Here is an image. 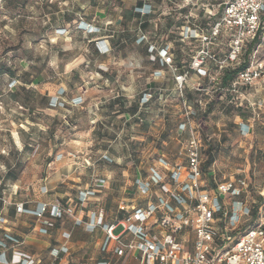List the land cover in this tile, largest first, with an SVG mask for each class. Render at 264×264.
I'll list each match as a JSON object with an SVG mask.
<instances>
[{
    "label": "rangeland",
    "instance_id": "374dc122",
    "mask_svg": "<svg viewBox=\"0 0 264 264\" xmlns=\"http://www.w3.org/2000/svg\"><path fill=\"white\" fill-rule=\"evenodd\" d=\"M224 1L0 0L1 192L17 184L18 199L30 200L46 185L53 189L55 198L63 195L66 199L92 176L107 174L112 178L111 186L101 195L100 206L110 216L115 215L118 202L127 197L132 188L130 181L137 168L141 167L146 173L159 151L168 155L177 152L179 143L175 138L182 113L180 106L171 102L165 108V118L139 123L135 119L127 120L124 115L127 110L119 89H93L88 93L84 108H81L83 103L69 111L49 113L43 110L44 96L39 90L48 82H55L57 75L48 71L44 74L48 78L35 85L36 88L26 90L25 85L41 76L58 52L73 49V42L79 40L76 30H80L81 18L96 19V23L102 25L97 27L104 34L124 32L134 36L139 22L124 19L121 26L115 28L104 24V19L107 16L117 19L146 2L156 11V22L151 23L153 27L150 24V30L156 28L154 23H157L156 29L172 39L186 17L198 23H212L220 16ZM258 44L250 46L245 56L248 58V54L256 50L257 59L264 61V40ZM11 77H17L21 83L16 92L8 87ZM242 92L246 99L242 106L217 100L206 113L196 117L202 124L206 145L203 151L205 172L213 171L218 181L234 179L247 183L235 200L242 202L250 212L242 218L236 235L260 224L264 226V152L258 147L264 141V78L243 88ZM129 95L130 99H138L136 91ZM91 101L99 105L89 106ZM248 101L254 105L250 106ZM127 105H131L128 109L137 110L136 103ZM162 108L155 107V113ZM241 118L250 119L254 124L251 138L239 136ZM126 143L129 146H125ZM70 152H79L81 159L90 158L94 166L87 171L75 169L73 161H80L68 158ZM105 154L113 157V163L103 159ZM58 155H62V159L58 160ZM78 177L81 184L72 180ZM205 182L209 190L214 187L211 179ZM6 195L3 193L2 197ZM231 202L227 198V203ZM120 230L119 227L116 233Z\"/></svg>",
    "mask_w": 264,
    "mask_h": 264
},
{
    "label": "built area",
    "instance_id": "2783aa9c",
    "mask_svg": "<svg viewBox=\"0 0 264 264\" xmlns=\"http://www.w3.org/2000/svg\"><path fill=\"white\" fill-rule=\"evenodd\" d=\"M136 11L142 16L155 13L151 4L139 6ZM79 29L88 34L100 32L97 26L83 22L79 23ZM263 40L264 0H226L220 16L212 23H198L186 17L172 39L166 36L158 40L156 35L139 28L136 43L147 46L148 62L154 69L137 99L136 112L129 114L127 120L143 123L160 120L161 116L165 118V108L171 102L179 105L182 112L176 126L177 152L171 157L159 151L147 175L134 180L139 194L152 200L145 206L132 208L121 202L118 212L123 217L110 223L105 221L102 208L92 211L86 221L76 217V206L63 205L60 201L39 202L35 209L26 207L24 202L16 203L17 212L41 220L39 232L44 234L54 227L55 219L65 216L73 217L75 225L84 226L90 232L102 228L106 233L103 251H111L118 258L133 254L136 264H264V226L260 224L236 235L242 218L250 212L235 200L247 186L246 181L214 179L215 188L205 187L203 151L206 145L202 124L196 119L217 100L243 105L246 99L242 89L264 78V61L257 59L256 50L248 58L245 54L250 46ZM96 45L102 54L111 50L102 39ZM227 75L231 76L228 80ZM17 84L13 79L9 88ZM66 93V89H59L50 97L49 106L65 109L84 103L80 97L67 100ZM248 104L254 105L249 101ZM157 106L163 108L155 113ZM239 126L241 135L250 133L251 127L246 122ZM62 157L58 155L57 159ZM67 157L79 160L82 167L94 166L90 158L81 159L77 152H70ZM103 159L114 161L107 154ZM106 182L105 177L92 176L88 188L78 194L79 205L95 197ZM41 189L43 194L49 192L46 185ZM227 198L232 202L227 203ZM48 211L49 219H44ZM0 222L5 219L1 217ZM119 227L121 231L116 233ZM70 236L64 233L66 239ZM4 238L15 245L21 244L8 233ZM0 246L3 248L1 264H36L31 255L22 251L14 250L7 257L9 245L5 240L0 241ZM68 251L66 245L52 249V264H61V254ZM118 262L105 259L92 264Z\"/></svg>",
    "mask_w": 264,
    "mask_h": 264
},
{
    "label": "crops",
    "instance_id": "0c3cea01",
    "mask_svg": "<svg viewBox=\"0 0 264 264\" xmlns=\"http://www.w3.org/2000/svg\"><path fill=\"white\" fill-rule=\"evenodd\" d=\"M144 4L149 3H139L117 19L108 16L104 19L106 22L104 24L113 25L112 27L115 28H119L124 22V19L139 22L135 27L136 34L134 36H128L124 32L117 34H104L102 32L88 34L83 30H76L79 40L73 42V49H65L64 51L62 50L61 53L58 52L59 55L56 56L55 60L49 62L48 68L41 73V76L25 85L26 90L36 88L35 85L37 86L39 82L48 78L44 75L47 74L46 72L48 71L57 75L58 78L55 82H48L43 89L39 90L40 94L44 96L43 110L45 112L59 113L61 111H69L70 108H78L71 105L65 109L49 106L50 97L55 95L61 88L66 89L67 100L80 97L84 101V106L81 108L86 106L88 93L93 89H104L106 91H109V89L111 91L119 89L123 98L121 99L122 102L127 100L130 104H132V102L137 104V100L130 99L131 96L129 94L136 91L139 97L140 92L149 83L147 78L151 70L154 69V65L148 62L147 46L144 44L138 45L136 43L137 31L139 28H142L144 31L156 35L158 40L164 38L163 34L156 29L159 24L154 23L156 28L150 30L153 27L151 23L156 22L154 16L155 13L142 16L136 11L137 7L143 6ZM80 20L84 25L90 24L93 26H102L96 23V19L81 18ZM100 39L104 40L105 44L111 49L106 54H102L98 50L96 41ZM54 63L55 65H53ZM11 79L18 81V84L12 88V92H16L21 83L17 77H11ZM111 98L114 99V95ZM97 105H99L98 102L92 101L89 104V106ZM135 109L132 111H135ZM133 113L125 111L124 115L128 116ZM242 122H246L251 127L250 133L244 137L247 139L251 138L254 134V124L250 119L246 118H241L238 121V124ZM238 134L239 136L241 134L239 128ZM125 146L129 145L126 143ZM258 147L264 152V141L258 145ZM80 153L85 154L86 152L82 151ZM170 156L172 157L173 155ZM72 165H75V169L77 170L87 171L91 169V167L88 166L82 167L77 161H73ZM150 165L148 166V170ZM212 167H214V164ZM140 169L142 168L138 167L137 172L132 176L130 181V186L132 188L127 192L128 196L122 198L118 202L116 213L113 216H110L105 208L100 206L102 199L101 195L111 186L112 178L107 174L100 175L107 180L105 187L101 188L97 192V195L90 198L88 202L83 204V206L79 205L77 201L78 194L81 190L88 188L92 181V177L89 179V182L77 186L76 193L66 199L65 197L63 198V195H60L59 198H55L52 188H49L48 193L43 194L41 192V187L38 191L39 195H35V197L30 200L18 199L19 191L17 184H15L14 187L10 185V187L6 189L7 191L4 190L1 192L0 190V218L3 217L5 219V222H0V241L6 240L4 238V234L6 233L21 241L20 245L8 242L9 250H7L6 253L7 257H10L14 250L22 251L31 255L35 259L36 264H52V249L66 245L69 247V251L66 254H61V264H92L105 259H112L114 261L118 260V264H136L137 261L133 254L128 255L125 258H118L114 256L111 251H103L102 246L106 240V233L102 228H97L94 232H90L87 231L84 226L75 225L73 217L65 216L62 219L54 220L55 225L49 229L47 234L40 233L39 229L42 226V221L33 215L18 213L15 205L16 203L24 202L26 207L34 209L39 202L53 203L55 201H60L67 206H76V217L84 218L86 221H88L92 211L102 208L105 211V221L110 223L119 219L120 216H123V213L118 212V206L121 202H125L129 208H132L133 206H145L150 200H152L151 197L140 195L134 185L136 177L146 176L148 173V171L143 173ZM206 175L213 177L218 181L213 171H209ZM72 180H74L75 183H82L79 177L77 179L73 178ZM3 193L5 195L8 194L6 195L7 198L2 197ZM44 219H49V216L46 215ZM65 232L70 233V238L66 239L64 237ZM2 251L3 250L0 246V253H2Z\"/></svg>",
    "mask_w": 264,
    "mask_h": 264
},
{
    "label": "trees",
    "instance_id": "16d2710c",
    "mask_svg": "<svg viewBox=\"0 0 264 264\" xmlns=\"http://www.w3.org/2000/svg\"><path fill=\"white\" fill-rule=\"evenodd\" d=\"M166 35H167V33H165V34H163V36L164 37H166ZM230 75H227V80L228 79H230ZM49 101H50V99H49ZM125 101H127V100H125ZM128 103L127 102H124V107H125V109L127 110V112H130L131 113V109H128V108H130V107H128V106H131V105H127ZM237 107H239V106H237ZM132 112H136V110L135 111H132ZM148 116V115H147ZM146 117V116H145ZM203 170H204V179L206 180L207 178H209V179H211V183H212V185L214 186L213 188H215L216 187V184H215V180H214V178L213 177H208L207 175H206V172H205V166H204V164H203ZM206 188H207V186H206ZM241 196V195H240ZM239 196V197H240ZM238 198V197H237ZM236 198V199H237ZM239 201V200H238ZM62 203V202H61ZM63 205H65L64 203H62ZM35 209V208H34ZM46 215H48L49 216V211L46 213ZM123 216H120L119 218H122ZM56 220V219H55ZM54 225H55V222H54ZM7 243L9 242V241H7V240H5ZM1 249L3 250V248L1 247Z\"/></svg>",
    "mask_w": 264,
    "mask_h": 264
}]
</instances>
